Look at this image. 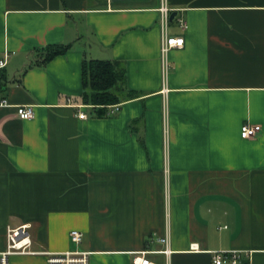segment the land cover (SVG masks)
<instances>
[{"label":"crops","instance_id":"crops-1","mask_svg":"<svg viewBox=\"0 0 264 264\" xmlns=\"http://www.w3.org/2000/svg\"><path fill=\"white\" fill-rule=\"evenodd\" d=\"M162 5L186 23L168 26L185 45L166 70ZM53 45L69 49L35 65ZM6 53L0 251L8 226L29 224L34 250L86 251L90 264L163 250L153 235L169 236V264H213L211 252L231 250L264 264V0H0ZM86 59L126 70L129 93L106 115L83 103ZM18 106L34 117L19 119ZM245 123L261 131L243 139Z\"/></svg>","mask_w":264,"mask_h":264},{"label":"built area","instance_id":"built-area-1","mask_svg":"<svg viewBox=\"0 0 264 264\" xmlns=\"http://www.w3.org/2000/svg\"><path fill=\"white\" fill-rule=\"evenodd\" d=\"M173 9L167 5H162L159 9L160 24L162 28L161 35V57L163 59L165 70L167 69V56L173 49H181L185 45L183 36H169L167 29L170 22V15ZM179 24L186 28V23L183 19L175 17ZM9 55L6 53L3 58H0V71L4 70L8 65ZM9 102L6 98L0 97V107H8ZM17 115L21 120L32 119L35 115L33 106H18ZM113 113V110L112 112ZM85 113H80L79 118L84 119ZM261 131V126L245 123L241 127V137L249 139L257 135ZM31 226L29 224L20 225L17 227L8 226L6 229V248L0 251V264H9L10 258L13 255H40L46 259V264H90V252L80 250H66L62 252L51 251H36L33 248V239L30 234ZM84 234L81 231L73 230L70 232V240L72 243L79 245L83 241ZM156 240L163 244L165 248L161 251H143L135 255L133 264H158L156 261L148 258V255L161 254L166 258V264H169L170 248L169 236L150 237V240ZM193 246V250L194 247ZM198 251V248L196 249ZM213 264H253L252 251H214L211 252Z\"/></svg>","mask_w":264,"mask_h":264},{"label":"trees","instance_id":"trees-1","mask_svg":"<svg viewBox=\"0 0 264 264\" xmlns=\"http://www.w3.org/2000/svg\"><path fill=\"white\" fill-rule=\"evenodd\" d=\"M68 49L69 47L66 45L46 47L39 51L35 65H45L54 57L67 52ZM5 80V72L2 70L0 71V91ZM125 84L126 70L119 62L84 60L82 66V100L84 104L97 109L99 116L106 115L105 109L108 106L120 103L122 96L129 93L125 89Z\"/></svg>","mask_w":264,"mask_h":264},{"label":"water","instance_id":"water-1","mask_svg":"<svg viewBox=\"0 0 264 264\" xmlns=\"http://www.w3.org/2000/svg\"><path fill=\"white\" fill-rule=\"evenodd\" d=\"M113 3H120V2H129V1H137V0H111ZM178 15V12L173 11L170 15V22H173L175 17Z\"/></svg>","mask_w":264,"mask_h":264},{"label":"rangeland","instance_id":"rangeland-1","mask_svg":"<svg viewBox=\"0 0 264 264\" xmlns=\"http://www.w3.org/2000/svg\"><path fill=\"white\" fill-rule=\"evenodd\" d=\"M98 1V3H101L103 0H97ZM106 1V3L108 2H110L111 0H105ZM174 22H171L170 24L172 25ZM11 75V74H10ZM119 92V91H118ZM118 92H116V93H118Z\"/></svg>","mask_w":264,"mask_h":264}]
</instances>
